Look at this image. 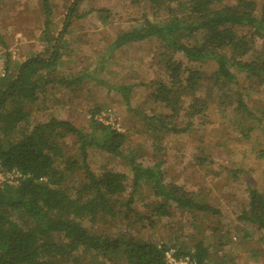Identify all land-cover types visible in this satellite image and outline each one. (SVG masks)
<instances>
[{"label":"trees","instance_id":"16d2710c","mask_svg":"<svg viewBox=\"0 0 264 264\" xmlns=\"http://www.w3.org/2000/svg\"><path fill=\"white\" fill-rule=\"evenodd\" d=\"M84 1L73 0L64 31L73 19L85 18L93 12L80 13ZM143 1L152 10V19L144 17L139 26L120 32L107 53L153 39L161 43L158 62L168 80L155 84L150 100L170 110L166 121L178 120L182 113V117L190 120L208 110L207 101L198 95L202 73L175 60L178 52L191 64L215 63V72L207 77L213 89L235 82L232 67L264 82V56L250 61L241 59L249 53L256 54L257 41L264 40V6L259 11L257 3L250 0H237L231 5H220L222 0ZM41 9L45 16L42 38L49 45L53 39L48 32L53 24L51 0H42ZM105 12L101 10L98 14ZM55 49L49 58L30 57L19 67L14 79L1 85L0 168L19 172L22 178L15 185L0 186V264H81L86 256L104 264H172L167 259L172 247L138 240L127 231L109 233L121 218L127 220L130 213L137 214L132 209L136 189L126 201L122 200L128 194L127 175L109 170L96 174L89 165L90 150L120 158L133 172L134 188L145 180L153 195L149 213L154 218L170 217L173 208L215 216L219 211L197 202L182 186L166 185L162 161L148 167L138 162V151L128 148V135L110 125L92 120V133L57 118L30 125L28 107L36 103L40 93L54 83L71 89L85 78L55 79L52 73L59 54ZM111 89L128 101L130 86ZM187 99L191 101L188 106ZM237 101L238 109H246L241 97ZM148 120L161 121L162 130H168L160 116ZM191 122L182 131H188ZM73 147L77 149L72 154ZM256 158L264 162V149L256 153ZM76 176L82 179L77 189L68 183ZM152 216L140 215V219L154 226ZM99 219H107L109 230L91 231L86 226L87 222L96 226ZM240 219L264 232V194L258 188L249 187L248 210ZM173 257L176 260L189 257L192 264H209L210 258L202 241L191 251L175 250Z\"/></svg>","mask_w":264,"mask_h":264},{"label":"rangeland","instance_id":"374dc122","mask_svg":"<svg viewBox=\"0 0 264 264\" xmlns=\"http://www.w3.org/2000/svg\"><path fill=\"white\" fill-rule=\"evenodd\" d=\"M250 1L257 3L259 11L264 6V0ZM41 2L0 0V40L7 51L6 80L14 79L19 67L30 57L49 58L55 48L59 52L58 65L52 76L57 80L85 78L71 89L54 83L40 93L36 103L28 107L30 125L57 118L91 133L92 120L110 125L128 135V148L138 151V162L148 167L162 161L166 185L182 186L197 202L219 211L215 216L173 208L170 217L154 218L149 213L153 195L145 180L134 188L133 172L120 158L91 149L89 165L96 174L109 170L127 175L129 189L122 200L126 201L136 189L132 209L137 214L130 213L127 220L121 218L112 230L107 219H99L96 226L87 222L86 226L91 231L108 229L113 234L127 231L138 240L172 247L167 253L169 260L174 259L175 250L191 251L202 241L209 249V264H264V232L240 219L248 210L249 187L264 194V162L256 158V153L264 149V82L232 67L235 82L213 89L207 77L215 72V63L191 64L178 52L175 60L202 73L198 95L207 101L208 110L190 120L182 117V113L178 120L166 121L170 110L150 100L155 84L168 80L158 62L161 43L153 39L107 53L120 32L139 26L144 17L152 19L148 4L143 0H85L80 13L93 12L85 18L73 19L64 31L73 0H51L53 24L48 32L53 39L47 45L42 38L45 16ZM236 2L222 0L220 5ZM101 10L106 12L99 15ZM256 51L241 59L250 61L264 56V40L257 41ZM115 86L131 87L128 101L111 89ZM239 97L247 110L238 109ZM189 103L187 99L186 106ZM158 116L169 131L162 130L161 121L149 122L148 118ZM189 122L192 123L189 130L182 131ZM76 149L73 147L72 154ZM1 171L0 168V186L9 180ZM68 183L77 189L82 179L72 177ZM140 215L152 216L155 225L143 222ZM85 258L81 264H104Z\"/></svg>","mask_w":264,"mask_h":264},{"label":"built area","instance_id":"2783aa9c","mask_svg":"<svg viewBox=\"0 0 264 264\" xmlns=\"http://www.w3.org/2000/svg\"><path fill=\"white\" fill-rule=\"evenodd\" d=\"M7 51L2 44L0 40V89L2 83L7 79L8 77V69H7V59H6ZM3 171V174L5 175V178L8 180L7 183L9 184H17L18 181L22 178V175L19 172L13 171V172H7ZM1 171V173H2ZM169 260V259H168ZM172 264H192V260L189 257L181 258L179 260H176L175 258L172 260H169Z\"/></svg>","mask_w":264,"mask_h":264}]
</instances>
